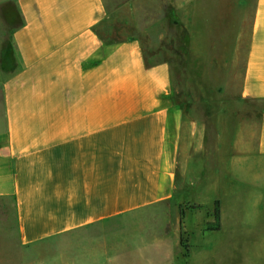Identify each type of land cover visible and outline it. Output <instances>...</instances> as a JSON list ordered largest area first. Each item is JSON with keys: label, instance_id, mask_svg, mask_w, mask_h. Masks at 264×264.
I'll list each match as a JSON object with an SVG mask.
<instances>
[{"label": "crops", "instance_id": "0c3cea01", "mask_svg": "<svg viewBox=\"0 0 264 264\" xmlns=\"http://www.w3.org/2000/svg\"><path fill=\"white\" fill-rule=\"evenodd\" d=\"M215 1L176 4H216L223 20H238L233 48L222 46L223 68L243 69L234 100L258 105L250 114L259 117L250 146L262 156L264 0ZM116 2L0 0V199L11 200L23 245L78 236V254H61L57 264L148 261L153 254L144 244L168 234L183 264L184 213L170 229L156 214L180 212L187 203L223 204L232 150L246 144L231 141L229 112L214 121V110L165 102L170 63L151 64L138 38L120 40L111 24L103 28ZM150 15L146 10L143 20H155Z\"/></svg>", "mask_w": 264, "mask_h": 264}, {"label": "rangeland", "instance_id": "374dc122", "mask_svg": "<svg viewBox=\"0 0 264 264\" xmlns=\"http://www.w3.org/2000/svg\"><path fill=\"white\" fill-rule=\"evenodd\" d=\"M147 2L118 0L110 7L112 12L104 21V30H111L107 26L111 24L112 31L118 29L120 40L131 35L138 38L144 47V56L151 64L162 60L170 63L167 104L178 103L185 109L214 110L216 116L209 115L214 121L222 118V110L226 114L229 112L232 128L234 125L231 141L241 144L244 140L246 144L240 153L237 149L232 150L230 187L225 188V193L220 187L214 188L215 193L224 194L223 204L219 201L211 204V198L205 197V202L211 205L187 203L180 206V212L168 209L155 217L166 219L170 229L169 222L177 220L178 215L181 218L184 213L181 218L182 245L188 255L183 264H264V155H254L250 146L256 141L259 122L258 116L250 114L258 113V105L251 101L243 105L242 101L239 104L234 100L242 88L243 69L223 68V47L225 51L233 48L240 27L238 20L231 14L223 20L221 6L216 4L211 8L206 3L192 8L190 4H176L177 0H161V4L160 0H151L150 5ZM148 9L152 16L156 14L155 20H143ZM161 13L164 16L159 20ZM192 30H198L199 37H192ZM159 33L164 36L160 37ZM212 136L217 139V133L213 135L210 130V140ZM214 163L210 162V173ZM219 180L216 174V186ZM173 238L174 235L168 234L156 243L152 239L146 242L144 247L153 254L148 261L120 264H181L177 259L180 248ZM79 249L77 235L54 244H50V240L21 244L13 204L11 200L0 199V264H57L61 254L75 256Z\"/></svg>", "mask_w": 264, "mask_h": 264}, {"label": "trees", "instance_id": "16d2710c", "mask_svg": "<svg viewBox=\"0 0 264 264\" xmlns=\"http://www.w3.org/2000/svg\"><path fill=\"white\" fill-rule=\"evenodd\" d=\"M217 213H218V216H219V211H217ZM219 218V217H218Z\"/></svg>", "mask_w": 264, "mask_h": 264}]
</instances>
